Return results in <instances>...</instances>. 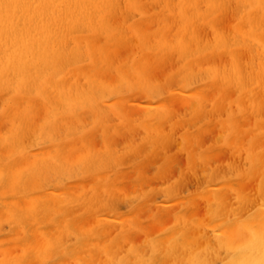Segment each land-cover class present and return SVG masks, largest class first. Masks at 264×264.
Returning a JSON list of instances; mask_svg holds the SVG:
<instances>
[{
    "label": "bare ground",
    "instance_id": "6f19581e",
    "mask_svg": "<svg viewBox=\"0 0 264 264\" xmlns=\"http://www.w3.org/2000/svg\"><path fill=\"white\" fill-rule=\"evenodd\" d=\"M0 264H264V0H0Z\"/></svg>",
    "mask_w": 264,
    "mask_h": 264
},
{
    "label": "rangeland",
    "instance_id": "374dc122",
    "mask_svg": "<svg viewBox=\"0 0 264 264\" xmlns=\"http://www.w3.org/2000/svg\"><path fill=\"white\" fill-rule=\"evenodd\" d=\"M222 160V158L221 157H219V159L218 160H216L217 161V163H219L220 161ZM160 163V159H157L156 160V164L155 165H158ZM155 170H156V172H155ZM150 171H153V173L154 174H156L157 172H158V167L157 166H153V165H151L150 166ZM152 173V174H153ZM160 173V172H159ZM167 175H166V174ZM153 174V175H154ZM177 174V171L175 170V169H173L172 167H169L168 169H166L165 171H164V173L160 176V178L159 179H157L156 178V180H153V177L155 178L156 176H153L152 177V179H151V181H153V185H155V186H157V188L159 187V188H161L158 192H155V194H154V199L155 200H159V202H161L163 199H160L161 197H163L164 198V191H162L164 188L165 189H167L168 188V186H170V185H168V184H170V181L174 178V176ZM166 175V176H165ZM163 177H164V179H163ZM165 185V186H164ZM157 193V194H156ZM160 195H162V196H160ZM158 198V199H157ZM165 199V198H164ZM154 200V201H155ZM161 200V201H160ZM158 201H156L155 203L157 204V203H159ZM150 206L151 205H148V208H146V210L147 211H150ZM119 208H121V210H119L120 212L122 211H126V207H125V205L124 204H120V206H119ZM123 208V209H122ZM146 212V211H145ZM144 212V213H145ZM9 227L8 226H6L5 227V230H7ZM218 263H220V261L218 262Z\"/></svg>",
    "mask_w": 264,
    "mask_h": 264
}]
</instances>
